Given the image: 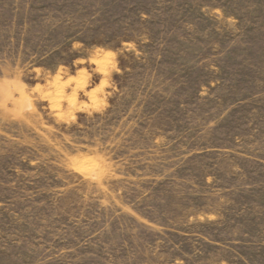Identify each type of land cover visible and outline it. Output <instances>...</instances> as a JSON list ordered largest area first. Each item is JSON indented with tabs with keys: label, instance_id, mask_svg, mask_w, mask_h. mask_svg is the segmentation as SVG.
Wrapping results in <instances>:
<instances>
[{
	"label": "rangeland",
	"instance_id": "374dc122",
	"mask_svg": "<svg viewBox=\"0 0 264 264\" xmlns=\"http://www.w3.org/2000/svg\"><path fill=\"white\" fill-rule=\"evenodd\" d=\"M0 264H264V0H0Z\"/></svg>",
	"mask_w": 264,
	"mask_h": 264
}]
</instances>
